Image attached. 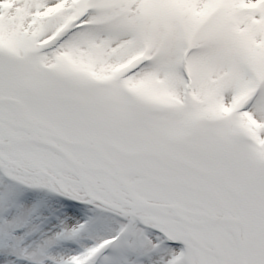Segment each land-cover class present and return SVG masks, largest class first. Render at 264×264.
I'll use <instances>...</instances> for the list:
<instances>
[{"label": "snow or ice", "instance_id": "6c2138e0", "mask_svg": "<svg viewBox=\"0 0 264 264\" xmlns=\"http://www.w3.org/2000/svg\"><path fill=\"white\" fill-rule=\"evenodd\" d=\"M0 264H264V0H0Z\"/></svg>", "mask_w": 264, "mask_h": 264}]
</instances>
